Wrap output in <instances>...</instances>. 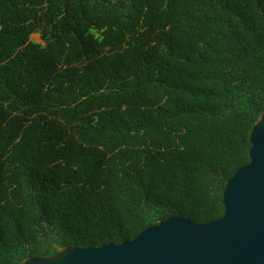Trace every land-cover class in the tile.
<instances>
[{
  "label": "trees",
  "instance_id": "obj_1",
  "mask_svg": "<svg viewBox=\"0 0 264 264\" xmlns=\"http://www.w3.org/2000/svg\"><path fill=\"white\" fill-rule=\"evenodd\" d=\"M263 107L264 0H0V264L221 217Z\"/></svg>",
  "mask_w": 264,
  "mask_h": 264
},
{
  "label": "water",
  "instance_id": "obj_2",
  "mask_svg": "<svg viewBox=\"0 0 264 264\" xmlns=\"http://www.w3.org/2000/svg\"><path fill=\"white\" fill-rule=\"evenodd\" d=\"M249 139V162L223 187L221 217L194 223L171 215L131 240L68 246L23 264H264V107Z\"/></svg>",
  "mask_w": 264,
  "mask_h": 264
},
{
  "label": "rangeland",
  "instance_id": "obj_3",
  "mask_svg": "<svg viewBox=\"0 0 264 264\" xmlns=\"http://www.w3.org/2000/svg\"><path fill=\"white\" fill-rule=\"evenodd\" d=\"M32 39H34L36 41L40 40L38 34H32Z\"/></svg>",
  "mask_w": 264,
  "mask_h": 264
}]
</instances>
